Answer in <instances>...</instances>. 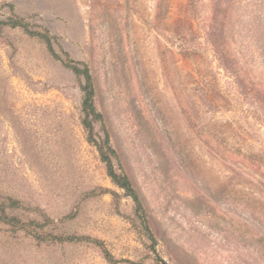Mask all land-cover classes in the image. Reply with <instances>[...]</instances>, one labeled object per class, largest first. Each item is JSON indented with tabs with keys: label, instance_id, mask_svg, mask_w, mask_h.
<instances>
[{
	"label": "rangeland",
	"instance_id": "1",
	"mask_svg": "<svg viewBox=\"0 0 264 264\" xmlns=\"http://www.w3.org/2000/svg\"><path fill=\"white\" fill-rule=\"evenodd\" d=\"M8 4L89 65L96 134L109 132L157 254L87 140L83 79L2 23ZM8 198L24 205L9 215L54 219L31 226L40 234L98 238L116 264H264V0H0ZM0 264L112 263L92 242L41 240L0 220Z\"/></svg>",
	"mask_w": 264,
	"mask_h": 264
},
{
	"label": "trees",
	"instance_id": "2",
	"mask_svg": "<svg viewBox=\"0 0 264 264\" xmlns=\"http://www.w3.org/2000/svg\"><path fill=\"white\" fill-rule=\"evenodd\" d=\"M193 4V3H192ZM10 8L11 15L7 18V20L2 23L8 25L11 28H20L25 33L30 36L37 37L41 39L47 47L49 54L56 60H59L65 67L71 69L74 74L78 78L83 79V83L81 86V90L83 92L82 98V124L87 130V140L89 143L93 144L100 155L101 161L106 166V171L111 181L120 189L124 191V194L130 197L135 204V215L137 216L140 226L147 236V238L151 241V247L156 252L155 246L157 244V238L149 224V219L147 215V211L145 209L142 197L138 190L135 188L130 177L123 171H119L114 164L113 158L117 157V152L115 148L111 145L110 135L106 128H104V136L98 137L95 131L94 123L96 121L100 122L104 126V116L97 109L95 105V85H94V77L91 72L89 65L86 62L76 60L71 57L69 52L64 50L58 41V37L51 33V31L47 28L39 29L38 26L30 23L26 18L19 16L15 13V7L13 4H8ZM58 47V49L56 48ZM17 209L24 208V205L20 200L14 198H8L6 202L0 203V220L18 228L26 229L36 238L41 240H55V241H88L97 245L102 253L104 258L112 263L116 264L117 260H115L113 254L106 247L105 243L98 239L92 238L90 236L83 235H59V234H40L31 226L42 228L52 222L54 219L48 217L46 214H43L44 222L43 224H39L33 220L23 221L21 218L15 215H9L7 213V209ZM36 210V209H34ZM39 211V210H36ZM71 217V215L66 216ZM161 264H169L163 258L157 255L156 258ZM135 264V263H134Z\"/></svg>",
	"mask_w": 264,
	"mask_h": 264
}]
</instances>
